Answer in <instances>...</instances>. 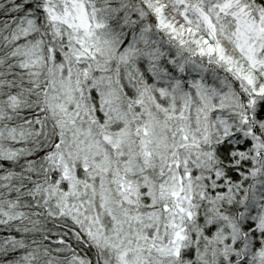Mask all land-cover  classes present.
I'll use <instances>...</instances> for the list:
<instances>
[{
    "label": "snow or ice",
    "instance_id": "snow-or-ice-1",
    "mask_svg": "<svg viewBox=\"0 0 264 264\" xmlns=\"http://www.w3.org/2000/svg\"><path fill=\"white\" fill-rule=\"evenodd\" d=\"M0 264H264V0H0Z\"/></svg>",
    "mask_w": 264,
    "mask_h": 264
}]
</instances>
